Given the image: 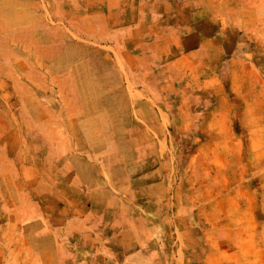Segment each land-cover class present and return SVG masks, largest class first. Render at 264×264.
<instances>
[{
  "label": "rangeland",
  "instance_id": "374dc122",
  "mask_svg": "<svg viewBox=\"0 0 264 264\" xmlns=\"http://www.w3.org/2000/svg\"><path fill=\"white\" fill-rule=\"evenodd\" d=\"M168 1L221 52L142 105L78 0H0V264H264V0Z\"/></svg>",
  "mask_w": 264,
  "mask_h": 264
},
{
  "label": "crops",
  "instance_id": "0c3cea01",
  "mask_svg": "<svg viewBox=\"0 0 264 264\" xmlns=\"http://www.w3.org/2000/svg\"><path fill=\"white\" fill-rule=\"evenodd\" d=\"M78 1V10L69 11V14L78 17V31L87 30L91 24L87 22L90 16L100 19L98 26L103 34L100 38L96 36L95 41L100 47L111 49V56L117 66L125 72L122 79L125 82L129 80L133 85L130 94L140 95L143 98L142 105L147 102V97L163 94L161 84L164 82L175 87L185 80V86L191 87V94L194 95L200 81L212 85L214 76L200 73L199 64L205 58L211 59L212 64L215 56L212 52L216 48L220 54L222 43L212 35L202 37L192 44L198 33L193 21V10L173 5L168 0ZM92 206L95 208L89 214L83 208L79 216L67 222V233L71 237L77 236L84 245L92 244L97 248L102 239L98 226L105 222L116 225L118 220L111 215V210L104 211L109 208L105 203L95 201ZM98 208L104 214L100 216L98 213L94 217L95 209ZM115 229L113 231L116 236ZM94 256L99 263L98 253Z\"/></svg>",
  "mask_w": 264,
  "mask_h": 264
}]
</instances>
